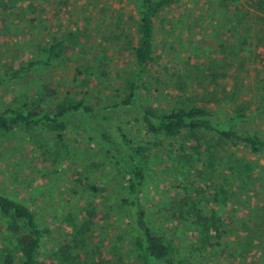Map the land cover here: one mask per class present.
Wrapping results in <instances>:
<instances>
[{
	"label": "rangeland",
	"instance_id": "obj_1",
	"mask_svg": "<svg viewBox=\"0 0 264 264\" xmlns=\"http://www.w3.org/2000/svg\"><path fill=\"white\" fill-rule=\"evenodd\" d=\"M136 20L135 0H0V77L37 55V43L79 34L72 51L37 68L30 81L0 85V111L23 99L56 103L65 96L95 106L91 115H74L61 144L68 155L59 163L23 130L0 136V192L51 227L38 264H136L125 235L131 218L119 198L127 190L126 157L101 135L110 117L131 143L152 147L144 204L177 257L264 264V152L206 130L152 135L139 112L142 104H198L215 118L244 115L237 128L264 139V0H181L166 8L155 19L149 89L133 106L114 108L112 95L130 77ZM45 84L56 98L43 96ZM11 247L0 214V264Z\"/></svg>",
	"mask_w": 264,
	"mask_h": 264
},
{
	"label": "trees",
	"instance_id": "obj_2",
	"mask_svg": "<svg viewBox=\"0 0 264 264\" xmlns=\"http://www.w3.org/2000/svg\"><path fill=\"white\" fill-rule=\"evenodd\" d=\"M181 0H135L137 11V45L134 60L130 65V77L126 79L123 92L112 95V107L129 108L135 104L139 93L149 89L152 67L157 62L155 55V19L168 7ZM79 34L67 31L53 35L45 43H37V55L20 66H11L0 77V85L8 81H30L39 67H49L61 60L64 54L78 44ZM259 107L264 112V72L260 80ZM45 98H56L57 90L50 84L43 89ZM95 106L86 99L65 96L56 103L43 98L16 101L0 111V136L7 137L23 130L36 149L47 155L53 163H59L68 155L65 133L74 115L90 114ZM140 117L147 133L156 136L175 137L183 130L191 132L206 130L215 132L232 144H243L255 154L264 152V139L257 133L237 128L244 117L238 114L229 118H215L210 109L198 104H182L171 108L153 104L140 105ZM110 126L103 128L101 135L112 143L116 151L126 157V192L118 195L127 208L131 221L125 230L129 238L130 252L136 264H204L185 257H177V250L165 232L155 230L148 219L144 204V185L149 171L152 147L135 145L128 140L117 120L105 118ZM118 137L113 140V137ZM50 138L55 144H50ZM94 188V187H93ZM0 214L8 235L13 238V247L2 255L3 264H38L43 245L52 233L49 225L42 223L37 212L23 201L0 192ZM85 225H83L82 228ZM82 231V230H80ZM64 263V261H63ZM207 264H218L210 262Z\"/></svg>",
	"mask_w": 264,
	"mask_h": 264
}]
</instances>
